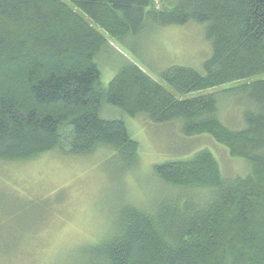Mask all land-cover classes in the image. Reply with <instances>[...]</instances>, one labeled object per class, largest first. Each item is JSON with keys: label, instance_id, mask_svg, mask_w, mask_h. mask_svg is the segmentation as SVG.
<instances>
[{"label": "trees", "instance_id": "obj_1", "mask_svg": "<svg viewBox=\"0 0 264 264\" xmlns=\"http://www.w3.org/2000/svg\"><path fill=\"white\" fill-rule=\"evenodd\" d=\"M65 1V2H64ZM0 0V162L31 160L67 144L70 154L111 153L124 174L138 143L104 106L185 138L209 136L249 166L224 179L207 150L153 168L169 194L148 212L122 209L112 237L84 249L88 264H264V0ZM202 25L211 52L198 72L161 79L183 96L239 83L219 99L178 100L129 61L106 88L97 58L148 26ZM236 123H235V122Z\"/></svg>", "mask_w": 264, "mask_h": 264}, {"label": "rangeland", "instance_id": "obj_2", "mask_svg": "<svg viewBox=\"0 0 264 264\" xmlns=\"http://www.w3.org/2000/svg\"><path fill=\"white\" fill-rule=\"evenodd\" d=\"M173 2L152 0V7L169 9ZM96 30L109 44L96 61L103 88L126 60L178 100L217 95L220 117L228 116L220 94L239 83L180 96L161 79L172 67L202 71L211 52L202 25L148 26L124 45ZM101 117L121 120L130 138L138 143L135 169L122 174L108 151L97 149L76 156L70 154L67 144L61 152L23 162H0V264H88L84 249L113 236L122 209L131 206L148 212L169 194L170 188L153 172L157 165L186 161L207 150L218 162L224 179L249 172L246 162L231 158L209 136L185 138L177 123L154 125L110 106H104Z\"/></svg>", "mask_w": 264, "mask_h": 264}]
</instances>
